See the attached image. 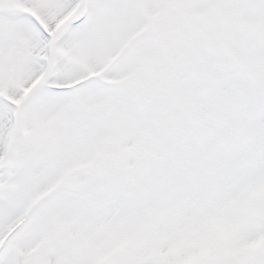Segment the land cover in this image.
I'll list each match as a JSON object with an SVG mask.
<instances>
[{"label": "snow or ice", "instance_id": "1", "mask_svg": "<svg viewBox=\"0 0 264 264\" xmlns=\"http://www.w3.org/2000/svg\"><path fill=\"white\" fill-rule=\"evenodd\" d=\"M0 264H264V0H0Z\"/></svg>", "mask_w": 264, "mask_h": 264}]
</instances>
